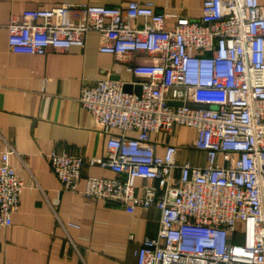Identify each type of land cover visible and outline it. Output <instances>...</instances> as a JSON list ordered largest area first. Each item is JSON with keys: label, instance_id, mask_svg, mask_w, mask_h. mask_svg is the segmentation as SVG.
Instances as JSON below:
<instances>
[{"label": "built area", "instance_id": "1", "mask_svg": "<svg viewBox=\"0 0 264 264\" xmlns=\"http://www.w3.org/2000/svg\"><path fill=\"white\" fill-rule=\"evenodd\" d=\"M169 16L153 2L129 0L62 4L11 19L15 54L84 48L88 34L98 32L100 52L154 60L128 65L148 77L141 93L110 78L83 88L82 108L110 135L106 155L52 152L51 169L78 192L84 166L97 163L117 177H88L83 196L131 213L159 209L157 234L139 246L136 264H264V6L204 0L198 20L179 17L173 29L165 26ZM177 128L188 131L182 146L169 140ZM180 149L205 153L206 164L180 163ZM15 153H4L0 165V229L13 225L25 189L10 164ZM133 178L155 184L138 195Z\"/></svg>", "mask_w": 264, "mask_h": 264}, {"label": "crops", "instance_id": "2", "mask_svg": "<svg viewBox=\"0 0 264 264\" xmlns=\"http://www.w3.org/2000/svg\"><path fill=\"white\" fill-rule=\"evenodd\" d=\"M127 1L0 0V165L2 155L14 150L10 164L25 184L13 225L0 229V264H136L139 246L157 234L158 208L131 213L121 203L81 194L88 177L115 179L116 173L87 163L78 192H72L53 173L49 160L52 152L103 158L110 135L82 108L83 88L104 78L140 87L148 77L134 74L128 65L154 60L144 54L102 53L98 32L88 34L84 48L46 55L15 54L8 44L11 19L27 10L62 4L119 6ZM138 1L153 2L158 12L169 14L165 26L173 29L179 17L198 20L204 0ZM260 3L264 6V0ZM177 132L169 140L182 146L188 131ZM185 160L204 165L206 154L180 149L178 161ZM131 184L141 195L144 185L155 182L133 178Z\"/></svg>", "mask_w": 264, "mask_h": 264}, {"label": "water", "instance_id": "3", "mask_svg": "<svg viewBox=\"0 0 264 264\" xmlns=\"http://www.w3.org/2000/svg\"><path fill=\"white\" fill-rule=\"evenodd\" d=\"M134 89H140V91L138 92H135V93H141V87H135L134 88V86H133V84H131V83H126V84H124V91H126V92H131L132 90H134ZM182 103H178V105H181Z\"/></svg>", "mask_w": 264, "mask_h": 264}, {"label": "rangeland", "instance_id": "4", "mask_svg": "<svg viewBox=\"0 0 264 264\" xmlns=\"http://www.w3.org/2000/svg\"><path fill=\"white\" fill-rule=\"evenodd\" d=\"M191 140H192V132H189V137L187 139V142L191 143Z\"/></svg>", "mask_w": 264, "mask_h": 264}]
</instances>
